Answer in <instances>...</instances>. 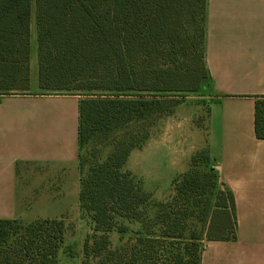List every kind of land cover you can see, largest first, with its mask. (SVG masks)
Returning <instances> with one entry per match:
<instances>
[{"label": "trees", "instance_id": "obj_1", "mask_svg": "<svg viewBox=\"0 0 264 264\" xmlns=\"http://www.w3.org/2000/svg\"><path fill=\"white\" fill-rule=\"evenodd\" d=\"M205 8L206 0H0V95L28 91L33 17L38 88L79 97L78 202L91 226L80 264H199L200 252L178 243L196 211L206 241L235 238L233 197L217 188L207 148L172 180L166 203L124 168L181 96L210 84ZM254 134L264 140V97ZM126 223L138 225L127 241ZM66 229L59 219L0 220V264H58Z\"/></svg>", "mask_w": 264, "mask_h": 264}, {"label": "crops", "instance_id": "obj_2", "mask_svg": "<svg viewBox=\"0 0 264 264\" xmlns=\"http://www.w3.org/2000/svg\"><path fill=\"white\" fill-rule=\"evenodd\" d=\"M29 60L28 91L0 95V220L59 219L65 237L70 225L83 243L91 226L78 202L79 97L37 91V65ZM204 63L210 84L198 94L207 105L205 126L177 106L124 168L162 202L190 156L207 148L217 188L233 197L235 238L203 235L199 264H264V140L254 134L255 100L264 97V0H206Z\"/></svg>", "mask_w": 264, "mask_h": 264}, {"label": "rangeland", "instance_id": "obj_3", "mask_svg": "<svg viewBox=\"0 0 264 264\" xmlns=\"http://www.w3.org/2000/svg\"><path fill=\"white\" fill-rule=\"evenodd\" d=\"M30 58L31 63H36V43H35V35L34 30L31 31L30 37ZM30 61V60H29ZM31 74L33 77L36 78L37 74V66H34V70L31 71ZM37 91L43 92V93H58V91H47V90H40L38 86L36 87ZM185 96H181V102L178 105L179 111L181 116H191V119L193 123L197 126H200V128H203L205 126V120H206V113H207V105L205 104L204 100H201L199 98V94H184ZM174 113V112H173ZM172 113V114H173ZM171 114V115H172ZM178 116V115H177ZM170 117V116H169ZM169 117H164L158 120L153 127H155L157 124H159L163 119H168ZM176 117V116H175ZM173 196V191H171V194L168 196V198L162 202L159 203H166L171 200ZM157 202V201H154ZM157 208L152 207L150 210H148V214L152 216L155 214ZM192 210V209H190ZM198 211H196L193 215L187 216L185 218L184 223V230L181 238L179 239L180 245H187L191 249H195L196 253L200 252L203 241L202 236L206 227V223L199 222L198 217ZM22 225H25L29 222H23L19 221ZM128 231L126 234H124L123 237L125 241L128 240V238L131 236V231H134L138 225L134 223L127 224ZM69 226L67 236L64 238V245L59 250L57 254L58 264H80L81 260V244L82 239L78 237V235L73 234L72 228ZM120 237V236H119ZM118 235L116 233H111L110 239L111 242L115 245L117 242ZM67 246H70L71 257L65 252V249Z\"/></svg>", "mask_w": 264, "mask_h": 264}]
</instances>
